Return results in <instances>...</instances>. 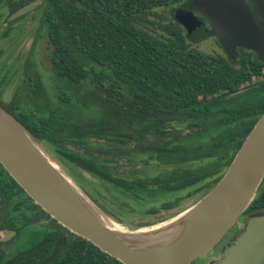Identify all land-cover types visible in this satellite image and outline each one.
<instances>
[{
  "label": "trees",
  "instance_id": "16d2710c",
  "mask_svg": "<svg viewBox=\"0 0 264 264\" xmlns=\"http://www.w3.org/2000/svg\"><path fill=\"white\" fill-rule=\"evenodd\" d=\"M32 1L35 0H0V10L6 5L11 14ZM190 1L42 0L38 9L43 11L36 16V25L42 33L36 34L35 26V34L37 38L45 36L51 73L74 91L60 90L56 96L58 103L69 105L74 101L77 105L73 133L67 130L69 119L62 115H58L63 119L62 124L52 125L55 122L48 111L49 101L44 99L43 86L32 73L35 72L34 68L31 70L33 63L21 65L23 77L9 105L0 99V105L8 111L20 109L19 116L12 113L38 141L45 140L59 148L64 158L81 169L76 170L78 184L69 170L56 161L103 212L130 228L165 220L173 213L170 209L186 197L205 194L223 175L264 112V64L246 57L235 64L223 55L195 48L193 43L204 37L188 35L173 16L174 10L185 8ZM164 7L170 8L168 21L152 23L161 33L154 35L140 27L143 16ZM92 64L106 66L112 74L111 80L94 76L92 82L89 79L86 83ZM253 76L261 78L262 87L253 85ZM92 84L99 87L93 88ZM247 86L248 90L240 93L238 103L230 105L229 101L233 100L228 97L230 93ZM27 88L36 92L23 94ZM2 90L0 85V96ZM24 98L37 107L31 110L18 107ZM24 114H29L25 115L30 119L29 125L20 118ZM185 118L200 122L201 130L208 133L213 126L214 135L208 141L190 138L163 140L149 146L137 144L134 151L158 155L153 158L159 161L183 157L204 159L210 155L206 164L193 169L174 166L128 177L117 172L114 158L126 149L113 145L116 155L113 153L104 160L62 149L65 140L79 144L83 141L89 144L91 154L107 155L98 140L106 139L113 144L121 136L144 138L145 132L162 128L166 120ZM210 164L217 176L202 183ZM84 171L94 180L88 179ZM195 180L201 184L185 194L180 193ZM260 211L264 212V180L241 218ZM57 226L69 235L63 238L47 235L35 240L15 263L22 259L23 264H124L60 224Z\"/></svg>",
  "mask_w": 264,
  "mask_h": 264
},
{
  "label": "water",
  "instance_id": "95a60500",
  "mask_svg": "<svg viewBox=\"0 0 264 264\" xmlns=\"http://www.w3.org/2000/svg\"><path fill=\"white\" fill-rule=\"evenodd\" d=\"M253 1L250 10L243 0H191L173 16L190 36L216 35L231 56L236 46H242L264 58V0ZM39 2L20 7L8 19ZM193 11L205 18L211 30ZM165 134L159 131L147 137L160 139ZM0 163L51 218L124 264H191L209 253L238 221L264 180V112L206 194L182 212L138 228L124 226L103 212L1 105ZM211 264H264V212L245 217L243 229Z\"/></svg>",
  "mask_w": 264,
  "mask_h": 264
},
{
  "label": "flooded vegetation",
  "instance_id": "af4514ba",
  "mask_svg": "<svg viewBox=\"0 0 264 264\" xmlns=\"http://www.w3.org/2000/svg\"><path fill=\"white\" fill-rule=\"evenodd\" d=\"M243 2L247 4L250 10L254 9L255 3L253 0H243ZM37 9L38 8L35 7L32 10L14 19L9 20L8 17L12 13H14L17 9L11 14H9L6 5H4L0 10L2 11L1 12L2 16L0 18V36L3 38L6 37L9 31L12 30V26H14V23L20 17L31 16L33 13L36 14L38 11ZM193 13L199 20H201L204 23L205 27L208 30H211L210 25L201 14H199L196 11H193ZM257 17L260 18V15H257ZM23 29L24 28H22L20 32L24 34L25 29L24 30ZM35 36L36 34L34 33L33 37ZM209 37L212 38L222 50V53L214 52L213 54L223 55L229 61L235 64L240 63V61H242L243 58L245 57L252 58V60H255V62H262L264 64V58H261L256 51L250 48L236 46L234 48L235 51L232 53V56L229 55L225 51L224 47L220 44L216 35L211 33L206 35L203 39L199 40L198 42H194L193 45L200 43L201 41ZM17 59L21 61L22 58L20 54ZM260 80L261 78H259L258 76H253L252 77L253 85L257 84L258 87L260 86L262 87ZM248 86L230 93L228 97L233 99L229 101L230 105L233 104L236 105L238 103L239 101L238 97L240 93L243 94L244 91L248 90L247 89ZM25 115L29 116V114H24L21 115L20 118L29 125L30 122L28 120L30 119H27ZM212 127L213 126H211L210 133H208L207 130L204 131L201 130L202 125L200 124V122L195 120L191 121L190 118H185L181 120L170 119L165 121V124L162 128L145 132L144 138H141L140 136L137 135L131 137V139L127 138L126 136H121V139L119 140L116 139L115 141L112 142L113 144H109V142L106 139L98 140V144L102 146L103 150H106L105 152H107V155L104 153L100 154L97 152L91 154L88 147L89 144H86V142L83 141L81 144H79L72 140H65L63 144L64 148L62 149H65L70 153H76L86 157H89L90 155L99 156L102 157L103 160L106 156L110 157L111 154L113 153L116 155L117 152L113 149V145L118 146L119 149L122 150L126 149L127 151L124 150L120 151L121 154L114 156V158L117 160L115 163L117 172L123 173L128 177L143 176L145 174L153 173L155 171L166 170L174 166H178L182 169H193L199 166L200 164H206L208 159L210 158V155H208L209 158H207L206 156V158L204 157V159L198 157L195 159L187 160L185 157H183L180 158L179 160L159 161L154 159L158 155L152 153L136 152L134 151V148L136 147L137 144L149 146L152 143L161 142L163 140L185 141L186 139H190V138H198V139L201 138L202 140L208 141L209 138L212 137V135H214V133H212L211 131ZM159 131H165L166 134L160 139H149L147 137L149 133L159 132ZM39 142L42 144V146L46 148V150L49 152V154L55 161L60 162L59 164H61L62 166L64 165L67 168V170H69V172L74 177L73 179L78 184H80L79 183L80 181L78 182L75 176L77 175L76 170H81V169L68 158H64L62 154H60L61 151L59 150V148H55L48 141L45 140H41ZM162 158L165 159L164 156H162ZM108 166L111 168L110 164ZM204 176H205L204 180L207 179L210 181L217 176V172L215 171V167L213 166V164L209 165V169L206 171ZM90 179L94 180V178L91 177ZM199 185H200V181H196L189 188L194 189ZM181 203L182 202H180V204ZM180 204L170 209L171 212L179 208V206H181ZM36 205L38 204H36L33 201V199L29 197V195L23 190V188L19 184H17V182L11 177L8 171L0 163V264H23L21 263L22 259L19 263H15V260L18 256L20 257L28 249V247L33 244L35 240L41 239L42 237L47 235H61L62 238L67 237L69 235L63 229L58 228L57 226L58 222L55 219L43 214L42 211ZM244 218L245 217H242L238 222L237 227L238 228L240 227L239 229H237L238 231L242 230L244 227ZM28 229L30 230V234L27 235L26 239L22 242L20 238L24 236L22 234L24 233L25 230ZM236 231L230 232L229 235L224 238L223 244H229L233 240ZM221 249L222 247L218 250V255H214V257L210 259L211 263L216 260L217 256H219Z\"/></svg>",
  "mask_w": 264,
  "mask_h": 264
},
{
  "label": "rangeland",
  "instance_id": "374dc122",
  "mask_svg": "<svg viewBox=\"0 0 264 264\" xmlns=\"http://www.w3.org/2000/svg\"><path fill=\"white\" fill-rule=\"evenodd\" d=\"M41 3H42V0H40V2L36 5V7L38 8ZM42 9L43 8H40V10L37 9L38 10L37 13L36 14L33 13L31 16L20 17L14 23V26H12V30L9 31V33L6 37L3 38L0 36V49H2V53L0 54V85L3 86V90H2V94L0 96V99L3 103L9 105L11 98L13 97V95L16 92V85L20 81V79H22V77H23L21 70H20L21 65L22 64L24 65V63H27V64L33 63L34 66L32 67L31 70H33V68L35 69V72L32 71V73L34 74V76H37L38 81L43 86V94H44L43 97L45 100L51 102V103L48 102V107H49L48 111H50V114L53 115L52 120L55 123L52 122L53 123L52 125H57V123L62 124L63 119L60 120L58 117V115H60V116L62 115V116L69 119V121L67 123V127H68L67 130L69 131V133H73V125H74V123H76V122L73 123V116H74V113L76 111L75 108H77L74 106H77V105H75L73 103L74 101H71V103L69 105L63 104V103H58L56 96L60 90H67L68 92H71V93H73L74 91L69 84H66L65 82H61V80L58 77H56L54 74L51 73V67H50V63H49V59H48V50H47V44L45 42V36H43L42 38H37V35L35 37H33V34L35 33L36 29H37L36 34L42 33V30H38V29H40V27H38L36 25V21H37L36 16H38L39 12L43 11ZM169 9L170 8H165V7L164 8H158V9L154 10V14L143 16L144 20L140 21V27L142 29L148 30L150 33H152L154 35L161 33L159 28L154 27V25H152V23H155V24L166 23L170 17ZM38 24H39V22H38ZM35 26H36V29H35ZM20 28L25 29L24 34L22 32H20V30H21ZM193 46L197 49H200V50H203L206 52L222 53L221 48L210 37L207 39H204L200 43L194 44ZM19 54L22 58L21 61L17 59L19 57ZM90 68L91 69L88 70V74H87L88 78L85 80L86 83H88L89 79L92 82L91 78L94 76L99 77L100 79H104V80L105 79L111 80L112 74L106 66H104V65L100 66L99 64H92ZM92 87L98 88L99 85L98 84H94V85L92 84ZM32 92L33 93L36 92V89L27 88L23 91V94H30ZM18 107H24V108H26V110H31V108H36L37 106L35 104H33V105L30 104L29 100L27 98L26 99L24 98L20 102V105H18ZM3 108L5 109V107H3ZM38 108H40V107H38ZM54 108L55 109L57 108L58 111L54 112V110H53ZM19 110H20L19 108L13 109L12 112L15 113L17 116H19V114H18ZM8 112L16 118L15 114H13L10 111H8ZM78 123H80V122H78ZM43 148L46 150V148L44 146H43ZM206 180L202 181V183L203 182L207 183L210 181V180H207V181ZM191 190L192 189H190L188 187V189H185V190L181 191L180 193L185 194L186 192L191 191ZM203 195H201L200 193H195L189 197H186L184 200L181 201L182 202L180 204L181 206H179V208L173 210V213H171V215H169L168 218H170V217L176 215L177 213L182 212L186 208L190 207L192 204L197 202ZM133 219L136 220V218H133ZM240 219H241V216L239 217L238 221L236 223H234V225L225 233L224 237H222V239H220L218 241V243L215 245V247L209 253L194 259V261L191 264H211L210 259H212L214 257V255H218V250L221 247L223 249L224 246L226 245V244H223L224 238L227 237L230 232L236 231L237 229L240 228V227L239 228L237 227ZM123 225L127 226L125 224H123ZM29 234H30L29 229L24 231V233L22 234L24 236H22L20 238L22 240V242L26 239V236ZM222 244H223V246H222ZM222 249H221V251H222ZM218 258H219V256H217L216 260Z\"/></svg>",
  "mask_w": 264,
  "mask_h": 264
},
{
  "label": "bare ground",
  "instance_id": "6f19581e",
  "mask_svg": "<svg viewBox=\"0 0 264 264\" xmlns=\"http://www.w3.org/2000/svg\"><path fill=\"white\" fill-rule=\"evenodd\" d=\"M106 222L109 224V222L106 220Z\"/></svg>",
  "mask_w": 264,
  "mask_h": 264
}]
</instances>
